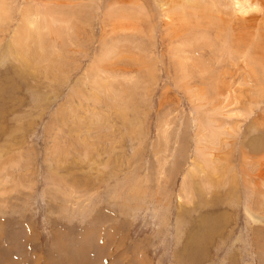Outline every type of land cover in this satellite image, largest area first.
Here are the masks:
<instances>
[{
    "label": "rangeland",
    "instance_id": "rangeland-1",
    "mask_svg": "<svg viewBox=\"0 0 264 264\" xmlns=\"http://www.w3.org/2000/svg\"><path fill=\"white\" fill-rule=\"evenodd\" d=\"M193 1L0 0V264H264L263 10Z\"/></svg>",
    "mask_w": 264,
    "mask_h": 264
},
{
    "label": "bare ground",
    "instance_id": "bare-ground-1",
    "mask_svg": "<svg viewBox=\"0 0 264 264\" xmlns=\"http://www.w3.org/2000/svg\"><path fill=\"white\" fill-rule=\"evenodd\" d=\"M195 1V3H198L197 5H196V9H197V7L200 9L202 6H199L201 3H203L202 1L203 0H194ZM193 1V2H194ZM241 1V0H240ZM242 1H245L247 4L248 3H250V5H251V10H253L252 12L254 13V14H259L260 12H262V10H263V17H261L259 20L257 19V16L256 15H253L254 17L252 18H250V20H247L246 18L245 19H242V20H244L243 22L244 23H242V21H238L239 23H236V24H234V25H232V23L230 22V21H232V18H231V20L230 19H226L227 20V22H226V20L224 19V21L223 20H220V21H218L219 23L221 22V21H223V23L222 24H220L218 27H219V32L217 33L219 36L221 35V36H224L225 34H227L229 31H232V30H234V31H238V29L242 26L243 27V29H242V27H241V31H244L245 29L247 30H245L246 32H245V34L242 36V37H240V38H242V40L243 41H247V39L249 38V34H250V30L251 31H253V30H255L254 32L256 33V30L257 29H259L260 30V33H261V29L263 30L264 29V0H242ZM232 2H234V7H236V9H234V10H236L237 12H239L240 11V9L242 10V9H244L242 6L243 5H239V0H232ZM175 3H177V2H175ZM244 3V2H243ZM192 5H194V4H192ZM229 5V4H228ZM233 5V4H232ZM216 6V8H217V10H218V12L220 13V14H222V12L219 10L220 8L217 6V5H215ZM259 6V7H258ZM233 7V8H234ZM192 8V7H191ZM196 9H194V10H196ZM201 10V9H200ZM248 10V9H247ZM200 12V11H199ZM214 12V11H213ZM235 12V11H234ZM1 13H3V12H1ZM183 14V13H182ZM185 14V13H184ZM183 14V15H184ZM199 14V13H198ZM216 14V13H215ZM218 15V14H217ZM223 15V14H222ZM251 15V14H250ZM182 16V15H181ZM199 16H201V15H199ZM204 16H206V15H204ZM235 16V15H234ZM234 16H232V17H234ZM197 17V16H196ZM212 17V16H211ZM219 17V16H218ZM240 17V16H239ZM28 18V17H27ZM171 18V17H170ZM175 18V17H174ZM178 18V17H177ZM180 18V17H179ZM184 16L182 17V18H180L178 21H177V23H178V25H179V27L180 28H184V26H185V20H184ZM29 19V18H28ZM171 19H173V18H171ZM209 19V18H208ZM234 20H235V18H234ZM190 21V20H189ZM208 22H210V21H208ZM171 23V25H172V21L170 22ZM234 23V22H233ZM28 24L29 25H34V21H31V20H29L28 21ZM169 24V23H168ZM170 24H169V26H171ZM257 25V26H256ZM117 26L120 28V29H124V30H130V29H132V27L134 26V24H132L131 22H128V21H119V23L117 24ZM174 26V25H173ZM205 27V26H204ZM252 28H253V30H252ZM134 29V28H133ZM216 30V29H215ZM249 30V31H248ZM187 32V31H186ZM227 32V33H226ZM263 32V31H262ZM25 34L24 33V30H23V32L22 31H20L19 32V34H18V38H19V40H20V43H21V39H22V36H21V34ZM31 33V32H30ZM234 33V35L233 36H235L237 33L236 32H233ZM236 33V34H235ZM254 33V34H255ZM32 34V33H31ZM239 34H241L240 33V31H239ZM238 34V35H239ZM254 34H252L253 36H255ZM263 34H264V32H263ZM29 34H27L26 35V37L27 38H30L31 37V35L30 36H28ZM231 35V34H230ZM260 35H262V34H260ZM33 37H34V35H33ZM260 37H262V36H260ZM263 37H264V35H263ZM232 41V40H231ZM230 41V42H231ZM233 45V44H235V43H230V45ZM260 46V45H259ZM257 47V46H256ZM258 48V47H257ZM262 48V47H261ZM229 49V48H228ZM261 50V49H260ZM257 51V50H256ZM259 52V51H258ZM25 53V52H24ZM23 54V53H22ZM255 55V54H254ZM259 57V56H258ZM264 57V56H263ZM259 59V58H258ZM264 66V65H263Z\"/></svg>",
    "mask_w": 264,
    "mask_h": 264
}]
</instances>
